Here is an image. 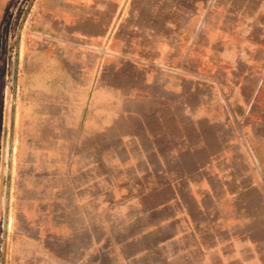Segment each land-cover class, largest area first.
Listing matches in <instances>:
<instances>
[{"label":"rangeland","instance_id":"374dc122","mask_svg":"<svg viewBox=\"0 0 264 264\" xmlns=\"http://www.w3.org/2000/svg\"><path fill=\"white\" fill-rule=\"evenodd\" d=\"M0 264H264V0H0Z\"/></svg>","mask_w":264,"mask_h":264}]
</instances>
